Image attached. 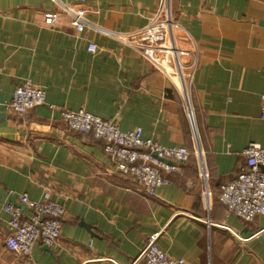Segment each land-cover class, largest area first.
Wrapping results in <instances>:
<instances>
[{
  "label": "crops",
  "instance_id": "crops-1",
  "mask_svg": "<svg viewBox=\"0 0 264 264\" xmlns=\"http://www.w3.org/2000/svg\"><path fill=\"white\" fill-rule=\"evenodd\" d=\"M165 1L0 0V264H30L4 245L2 206L29 215L22 195L65 209L55 247L34 245V264H131L155 232L181 264H264V216L245 221L218 201L243 151L264 148V0H167L189 53L183 62L193 66L189 104L202 162L181 96L128 44ZM27 80L45 90L46 105L17 115L6 105ZM61 110H84L123 132L141 128L143 139L184 146L191 159L147 196L115 170L102 141L68 131Z\"/></svg>",
  "mask_w": 264,
  "mask_h": 264
},
{
  "label": "built area",
  "instance_id": "built-area-1",
  "mask_svg": "<svg viewBox=\"0 0 264 264\" xmlns=\"http://www.w3.org/2000/svg\"><path fill=\"white\" fill-rule=\"evenodd\" d=\"M84 1L81 0L82 3ZM80 13L81 11L77 10L72 14L77 19L78 31H81L84 25L79 19ZM44 22L47 25L53 24L55 16L46 13ZM176 28L166 0L152 22L127 36L128 44L160 71L181 96L195 137L194 154L198 156L199 162H202L189 104V82L193 66H186L183 62L189 53L178 45ZM87 51L94 54L97 48L94 44H89ZM261 100L264 117V96H261ZM45 105V90L27 80L15 88L6 106L9 111L23 115L30 109ZM60 117L68 131L102 141L103 152L113 162L115 170L134 179L142 186L147 196H154L158 188L168 184L167 176L176 171L177 165L187 162L190 156L184 146H160L155 141L143 139L141 128L123 132L114 122L104 121L84 110H61ZM242 155L245 158L244 165L239 168L233 180L220 186L218 201L226 207L229 214L251 221L264 216V173L261 171V167H264V148L250 144ZM201 175L203 183H206L204 170ZM19 203L28 209L29 215H25L23 210L11 203L2 206V210L9 217V232L4 245L8 251L34 264L31 259L34 245L40 244L48 249L55 247L65 209L47 198L31 201L26 195L20 196ZM160 235V232H155L148 236L145 246L131 264H181V260L171 259L158 247Z\"/></svg>",
  "mask_w": 264,
  "mask_h": 264
},
{
  "label": "water",
  "instance_id": "water-1",
  "mask_svg": "<svg viewBox=\"0 0 264 264\" xmlns=\"http://www.w3.org/2000/svg\"><path fill=\"white\" fill-rule=\"evenodd\" d=\"M4 116H3V114H0V119L1 118H3ZM164 162H166V163H170L169 161H164ZM261 171L264 173V167H261ZM85 228L86 229H90V227L89 226H85ZM260 241L262 242V239H260ZM263 243V242H262ZM264 245V244H263ZM47 248V247H46Z\"/></svg>",
  "mask_w": 264,
  "mask_h": 264
},
{
  "label": "trees",
  "instance_id": "trees-1",
  "mask_svg": "<svg viewBox=\"0 0 264 264\" xmlns=\"http://www.w3.org/2000/svg\"><path fill=\"white\" fill-rule=\"evenodd\" d=\"M190 159H191V153H190V156H189V159H188V161H189ZM188 161H187V162H188Z\"/></svg>",
  "mask_w": 264,
  "mask_h": 264
}]
</instances>
